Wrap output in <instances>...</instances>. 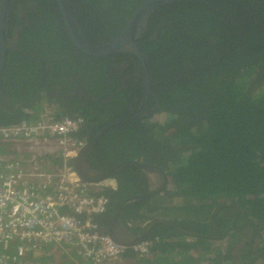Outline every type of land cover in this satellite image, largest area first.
I'll list each match as a JSON object with an SVG mask.
<instances>
[{
	"label": "trees",
	"instance_id": "obj_1",
	"mask_svg": "<svg viewBox=\"0 0 264 264\" xmlns=\"http://www.w3.org/2000/svg\"><path fill=\"white\" fill-rule=\"evenodd\" d=\"M39 1L26 16L31 23L18 37L20 50L10 47L6 51L0 93L11 103L6 106L0 100V127L35 122L43 106L55 102L57 118L85 119L87 128L76 136L90 140L93 130L137 109L143 68L135 55L94 57L79 51L57 1ZM143 1L73 0L79 24L92 45L118 37ZM17 4L10 25L19 22ZM85 7L87 14L81 11ZM260 8L264 9V0H192L158 9L140 44L149 56L151 89L161 102L158 112L167 114V120L140 118L113 127L88 158L101 171L122 161H161L172 190L126 207L125 219L140 224L137 231L147 221L165 217L212 236L214 209L237 203L259 227L260 243L254 252H246L250 254L248 264H264V18ZM65 42L71 48L68 51L61 50ZM44 56L56 61L53 68L58 67L61 74L54 76L37 68L42 65L38 58ZM61 67L68 73L60 71ZM62 75L72 76L71 81L64 82ZM128 76L133 77L126 83ZM162 76L165 84L161 85ZM166 84L169 89L163 87ZM64 85L69 91L59 88ZM76 87L83 93L76 92ZM92 90H96L97 102L85 98ZM57 92L70 100L71 109L61 105L65 98ZM8 149L0 153L15 156ZM113 178L117 189L100 192L109 198V210L94 216L101 229L108 227L121 201L144 193L147 187L144 174L136 168H126ZM217 220L221 236L232 235L234 245L238 244L242 234L224 227L225 219L219 221L222 225ZM145 240L152 244L150 257L138 258L128 250L124 258L130 263L126 264H239L230 252L224 257L216 252L214 238L185 235L164 225H156ZM40 258L48 264L53 259L69 262L58 251Z\"/></svg>",
	"mask_w": 264,
	"mask_h": 264
},
{
	"label": "built area",
	"instance_id": "obj_2",
	"mask_svg": "<svg viewBox=\"0 0 264 264\" xmlns=\"http://www.w3.org/2000/svg\"><path fill=\"white\" fill-rule=\"evenodd\" d=\"M57 113L47 103L35 122L0 127V141L24 156L0 158V264H48L40 257L55 251L70 258L67 264H126L128 250L150 257V241L117 244L94 220L108 212L110 200L100 185L82 184L73 165L87 144L76 136L86 121Z\"/></svg>",
	"mask_w": 264,
	"mask_h": 264
},
{
	"label": "water",
	"instance_id": "obj_3",
	"mask_svg": "<svg viewBox=\"0 0 264 264\" xmlns=\"http://www.w3.org/2000/svg\"><path fill=\"white\" fill-rule=\"evenodd\" d=\"M59 6V10L62 14V20L65 24L66 30L76 48L83 53L94 57H108L114 54H130L135 55L141 63L144 72V91H143V103L142 106L134 113L126 115L116 120L108 122L104 128L99 132L98 139L88 142L79 152L75 158L73 165L78 174L80 182L86 185H100L105 189L107 181L119 171L125 168H136L146 174L149 177L157 175L160 178L158 184L151 183L149 190L139 196H133L126 199L119 205V209L115 214V220H118L123 213L124 207L128 204L140 202L151 197H155L168 191L170 178L166 170L159 166L145 163L142 161H124L111 170L101 171L93 168L89 163V154L94 149L97 142L106 134L108 130L113 127L123 125L127 122H131L136 118H151L158 113L159 106L153 110L147 111L146 104L148 100V94L150 91L151 82V70L149 56L143 46L140 44V40L146 35L148 22L151 16L160 8L178 2L192 1V0H145L143 1L133 12L129 18L126 26L122 29L120 35L114 40L100 45L90 44L79 24L75 5L73 0H56ZM201 1V0H197ZM16 0H2L0 5V75L5 65L6 51L10 47V41L8 37L9 33V21L13 6ZM117 189V184L114 187ZM164 225L175 229L185 235L198 236L195 233L189 232L177 223L165 217H155L150 221L144 223L140 231L134 230L129 224H126V231L132 236L130 241L118 239L115 228L107 229L104 232L108 233L111 239L120 245L132 247L142 241H144L148 233L156 226ZM140 226V224L138 225ZM137 227V226H135ZM220 234L215 240H219Z\"/></svg>",
	"mask_w": 264,
	"mask_h": 264
},
{
	"label": "flooded vegetation",
	"instance_id": "obj_4",
	"mask_svg": "<svg viewBox=\"0 0 264 264\" xmlns=\"http://www.w3.org/2000/svg\"><path fill=\"white\" fill-rule=\"evenodd\" d=\"M78 1H81V0H78ZM1 3H2V0H0V5H1ZM16 3H18L17 6H16V9H17V11H16L17 12V16L16 17L18 18L19 22H15L14 24L10 25V21H11V16H10L9 28H10V26L13 28V34H12L13 40H12V43L10 42V44H11L10 47H12L13 49H16V50H20L18 48V46H17L18 40H19L18 37L20 36V34L23 33V27H28L30 25V23H31L29 18H26V16L31 10H33L37 6L38 3H41V2L39 0H16L15 4L13 6V9H14ZM13 9H12V11H13ZM81 11L86 13L88 11V9H86V7H85L83 9H81ZM258 11H259V14L264 18V9L260 8V9H258ZM89 12H91V11H89ZM11 14H12V12H11ZM255 14L257 15V13H255ZM24 19H25V24H22ZM9 33H10V31H9ZM67 44L68 43L65 42L64 45L60 46L62 51L63 50L64 51L65 50L68 51L69 49H71V48H69V49L67 48L68 47ZM49 47L52 48L51 45ZM25 54L29 55L27 52H25ZM38 57H41V56L38 55ZM38 60H39V63H42V65L37 66L38 69H45L46 72H48L50 75H54V76L58 75V74H61L60 72H58V67H57V69L53 68L54 65H55V62H56L53 59L47 58V57L44 56L43 59L42 58H38ZM68 60H69V64H73V62H74L73 59L68 58ZM141 68H142V66H141ZM59 70L60 71H64L65 73H68V70L67 69L64 70L63 67L59 68ZM150 70H151V68H150ZM77 73H79V72L77 71ZM160 73H161V71H160ZM143 74H144V72H143ZM138 75H141V74L138 73ZM62 76H63L64 82L71 81V77L72 76H69V75H65V76L62 75ZM134 76L137 77V73ZM132 77L133 76L125 77V79H124L125 82L127 83V81H129V79H131ZM138 77H140V76H138ZM160 84L161 85L165 84V82L163 80V76H162V80H161ZM66 87H67V85H64V86H61L59 88H61L62 90L68 89V91H69L70 88H66ZM163 87L169 89V86L167 84H166V86L164 85ZM75 90H76V92H79L81 94L84 91V90H79L78 87H76ZM143 91H144V76H143V87H142V90L140 92L141 96L139 98L138 97L136 98L137 99L136 102H138L137 109L134 110L133 112H131L130 114L136 112L142 106V103H143V101H142L143 100ZM150 91H151V93L148 94V100H147V104H146V110L147 111L153 110L155 107H157V105L158 106L161 105V102L159 101V98L156 96L155 92L151 89V82H150ZM88 92L90 94L85 95V98L86 99H92L93 102H97V98L94 97V93H96V90H92V91H88ZM54 94H56L58 96H63L62 94L60 95L59 92L54 93ZM63 97L65 99H64L63 103H61V105L65 104L66 105V109H71L70 100L66 99L65 95ZM2 99H3L4 103L6 104V106H10L11 102L9 101V99L4 97L3 93H0V100H2ZM54 104L58 105L55 102H54ZM159 108H160V106H159ZM157 114H161V113L158 112L155 115H157ZM163 115L168 117L167 114H163ZM136 119H140V118H136ZM141 119H145V117H142ZM150 119H148V120H150ZM134 120H132V121H134ZM108 122H110V121H108ZM108 122H106L105 125ZM105 125H103L99 130L98 129L93 130L94 135L91 134L92 138L90 140H88L87 138H84V139H86L87 143L90 142V141L97 140L99 132L104 128ZM86 128L87 127L84 126V128L82 130H84ZM97 128H99V126ZM108 132H109V130L97 142V144L95 145L94 149L91 151L89 156L90 155H91V157L93 156L92 154L94 153L95 149L99 146V144L101 143L102 139L107 135ZM134 161H139V160H134ZM122 162H124V161H122ZM122 162H120V163H122ZM142 162H144V161H142ZM160 162L161 161L157 160L156 164L150 163V162H145V163H150L152 165L159 166L160 168L164 169L160 165ZM92 163H93V161H92ZM120 163H118V164H120ZM118 164L112 166L111 169L114 168L115 166H117ZM93 165H94V163H93ZM123 170L117 172L115 175H118V173L120 174ZM142 173L144 174V180L146 179L147 187L145 188L146 191L144 190L145 192L142 193V194H139V195L145 194L149 190V187L151 186V183L153 185V184H158L160 182V178L157 175H155V176L152 175L151 177H149L148 174H146L144 172H142ZM111 181H113V185H112ZM116 184H117V180L112 177L111 180L106 182L105 187L107 189L116 190V188H114V185H116ZM117 187H118V185H117ZM139 195H134V196H139ZM131 197H133V196H131ZM129 198L130 197H128L126 199H129ZM151 198H154V197H151ZM125 200H123V201H125ZM146 200H148V199H146ZM146 200H143V201H140V202H135V203H141V202H144ZM123 201H121L119 203V205ZM132 204H134V203H131V204H128L127 206H125L124 210H123V213L120 215L118 220L114 221L115 217H116L115 214H116V212L119 209V207H118V209L116 210L114 216L111 217L110 220L107 222V226L108 227H104L102 230L106 231L107 229H111L112 226H113V228H115V232H116V235H117L118 239H122V240H125V241H130L132 239V236L126 231V229H125L126 228V224H129L134 230H136L135 229L136 227L133 225V223H130V222L126 221V219H125V212H126L125 209H126V207H129ZM220 211H221V213H219ZM216 219H219V221H221V222L225 219L227 221V224H225L224 227L231 228V229H233V231L235 233H238V234L241 233L242 234L243 238L240 239V242L238 241L239 242L238 244L234 245L233 242L235 241V238L232 235H228V236H225V237L221 236L223 231L217 225ZM219 221H218L219 225H222ZM211 226H212V228L214 230V235H212V236L204 235L202 233H198V232L191 231V230H189V232L195 233L196 235H198V237H208V238H211V239L217 238L219 236V234H220V238L217 241L218 242L224 241L225 243L223 245H221V247L219 246L216 249V252H221V254L224 257L226 255L227 251H228V252H230V254L232 256L236 257V259L238 260L239 264H248L249 263V259H247L246 257L249 256L250 254H247L246 252L247 251L254 252L259 246L260 238H259V232H258V230H259L258 225L256 223H254L250 218L245 216L244 209L241 206H239L237 203L236 204L228 203L226 205H221V206L216 207L214 209V211L212 212ZM184 229H186V228H184ZM186 230H188V229H186Z\"/></svg>",
	"mask_w": 264,
	"mask_h": 264
},
{
	"label": "crops",
	"instance_id": "obj_5",
	"mask_svg": "<svg viewBox=\"0 0 264 264\" xmlns=\"http://www.w3.org/2000/svg\"><path fill=\"white\" fill-rule=\"evenodd\" d=\"M9 144L8 143H4V142H1L0 141V150H2L3 148H5V149H8L6 146H8ZM9 150V149H8ZM9 151H11V150H9ZM13 152V151H12ZM6 157H10V158H12V159H14V160H23V158H24V156H23V152H16V154H15V156H7V154H5V155H3L2 153H0V158H5L6 159ZM57 259V258H56ZM70 258H68V260H69ZM55 261H57V260H52L50 263H55ZM68 263V262H67ZM66 263V264H67Z\"/></svg>",
	"mask_w": 264,
	"mask_h": 264
},
{
	"label": "rangeland",
	"instance_id": "obj_6",
	"mask_svg": "<svg viewBox=\"0 0 264 264\" xmlns=\"http://www.w3.org/2000/svg\"><path fill=\"white\" fill-rule=\"evenodd\" d=\"M166 120H167V117L165 115L157 114L156 116H153L149 121L150 122H164ZM168 190H172V186H170Z\"/></svg>",
	"mask_w": 264,
	"mask_h": 264
},
{
	"label": "clouds",
	"instance_id": "obj_7",
	"mask_svg": "<svg viewBox=\"0 0 264 264\" xmlns=\"http://www.w3.org/2000/svg\"><path fill=\"white\" fill-rule=\"evenodd\" d=\"M155 116V115H154Z\"/></svg>",
	"mask_w": 264,
	"mask_h": 264
}]
</instances>
